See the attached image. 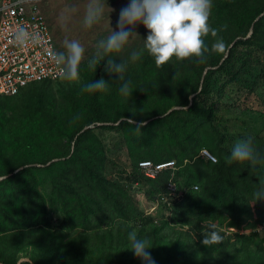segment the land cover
<instances>
[{
	"label": "trees",
	"instance_id": "16d2710c",
	"mask_svg": "<svg viewBox=\"0 0 264 264\" xmlns=\"http://www.w3.org/2000/svg\"><path fill=\"white\" fill-rule=\"evenodd\" d=\"M212 4L218 35L205 42L222 39L226 50L161 68L146 51L135 62L116 57L128 61L131 96L106 61L89 69L91 56L79 82L44 80L0 96V264H143L130 251L133 230L150 239L155 264H264V200L253 195L264 163L225 161L238 118L226 114H264L240 103L254 96L264 107V0ZM100 79L107 91H82ZM237 137H252L264 157V135ZM141 161L175 167L149 179ZM169 182L178 198L168 197ZM212 225L223 241L204 247Z\"/></svg>",
	"mask_w": 264,
	"mask_h": 264
},
{
	"label": "clouds",
	"instance_id": "9594fccd",
	"mask_svg": "<svg viewBox=\"0 0 264 264\" xmlns=\"http://www.w3.org/2000/svg\"><path fill=\"white\" fill-rule=\"evenodd\" d=\"M212 6V0H129V3L120 9L116 30L110 27L108 15L110 34L96 42L95 52L88 59L87 67L95 70L101 61H106L105 71L119 78L120 94L131 96V81L124 78L128 61L118 60L116 57L125 51L131 40L139 37L135 28L140 24L147 29L148 34L143 40V49L130 53V61L140 60L146 51L153 58L157 68L168 65L173 60L183 62L196 58L203 63L207 59L205 53H223L226 50L222 39H216L211 49L205 42L209 35L214 38L218 35V30L209 23ZM106 9L109 14L113 11L108 7L107 0H87L82 19L83 27L91 29L98 25L103 20ZM15 40L20 47L27 48L30 44L39 43L40 38L30 36L25 29L20 28ZM63 48L64 51L52 53V60L58 68L57 76L65 81L79 82L80 66L85 57L84 45L77 39L66 38ZM108 87L109 84L100 79L85 84L82 91L104 92ZM141 126L136 127L137 131ZM225 161L228 164L247 163L254 170L256 165L264 163V157L254 149L252 137H247L233 144ZM258 179L259 188L253 194L256 201L264 200V178ZM211 228L210 231L202 232L201 242L204 247L223 241V237L215 230L216 226L212 225ZM128 241L130 251L141 259L143 264H155L149 251L153 247L149 238H139L133 230L128 233Z\"/></svg>",
	"mask_w": 264,
	"mask_h": 264
},
{
	"label": "built area",
	"instance_id": "2783aa9c",
	"mask_svg": "<svg viewBox=\"0 0 264 264\" xmlns=\"http://www.w3.org/2000/svg\"><path fill=\"white\" fill-rule=\"evenodd\" d=\"M45 0H0V96H13L25 86L44 80L56 81L58 68L52 53L58 52L42 5ZM25 29L30 36H39V43L20 47L15 40L18 29ZM200 156L215 162L205 149ZM175 167L174 161L155 164L141 161L142 174L155 179L164 169ZM195 189H197L195 187ZM173 182L167 184L168 197L178 198Z\"/></svg>",
	"mask_w": 264,
	"mask_h": 264
},
{
	"label": "rangeland",
	"instance_id": "374dc122",
	"mask_svg": "<svg viewBox=\"0 0 264 264\" xmlns=\"http://www.w3.org/2000/svg\"><path fill=\"white\" fill-rule=\"evenodd\" d=\"M86 2L87 0H45L42 5L43 13L49 28H51V33L57 39L58 48L64 51L63 41L66 38L77 39L84 45V59L94 54L95 44L98 40L110 34L108 15L111 22L110 27L116 30L120 9L125 7L129 3V0H107L108 7L113 9V11L109 14L106 9L103 20L91 29H85L82 24ZM135 31L139 37L130 41L125 51L119 54L118 59L128 58L133 50L143 45V40L146 39L148 34L147 29L140 24L136 26ZM241 102H244L246 106H252L255 111H264V107L260 105V102L254 96L248 99L242 97L240 99ZM235 116L238 117L237 121L228 125L227 132L228 137L231 138L229 144H232L231 147L237 140H241L237 137L238 135L249 136L257 133L264 135V114L258 112L243 114L237 108H234L232 112L226 114L227 118H233ZM111 148L113 149L112 145ZM132 194L136 201L139 202L141 208L145 209L148 213L153 212L155 207L151 206L143 193L135 190Z\"/></svg>",
	"mask_w": 264,
	"mask_h": 264
},
{
	"label": "water",
	"instance_id": "95a60500",
	"mask_svg": "<svg viewBox=\"0 0 264 264\" xmlns=\"http://www.w3.org/2000/svg\"><path fill=\"white\" fill-rule=\"evenodd\" d=\"M251 32H252V30L250 29L249 34H251ZM249 34H248V35H249ZM225 57H227V53H226ZM192 97H193V96H191V99H190V105H191V103H192ZM179 109H181V108H179V107L172 108V109H170V110L168 111V113L171 112V111H173V110H179ZM145 123H147V122H145ZM145 123H144V124H145ZM105 125H112V124H111V123H108V124H105ZM115 125H116V124H115ZM88 128H92V126L85 127L84 130H86V129H88ZM84 130H83V131H84ZM54 161H56V160H52L51 162H54ZM51 162H49L47 165H49ZM20 169H21V168H20ZM20 169H18V170H20ZM18 170H16L15 172H17ZM2 178H4V177H2ZM2 178H1V179H2ZM23 260H24V261H27V260H25V259H23ZM23 260H21V261H23ZM21 261H20V262H21Z\"/></svg>",
	"mask_w": 264,
	"mask_h": 264
}]
</instances>
